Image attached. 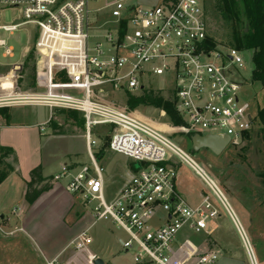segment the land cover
Returning <instances> with one entry per match:
<instances>
[{"label": "built area", "instance_id": "obj_1", "mask_svg": "<svg viewBox=\"0 0 264 264\" xmlns=\"http://www.w3.org/2000/svg\"><path fill=\"white\" fill-rule=\"evenodd\" d=\"M91 3L101 6L92 8ZM5 9H17L21 21L2 24ZM28 25L39 65L34 90L16 92L15 85H1L0 109L39 106L50 115L54 110L80 113L91 162V167L63 166L49 184L65 181L66 190L89 207L93 224L108 220L123 231L126 238L120 246L132 254V264H215L214 250L193 259L176 254L182 231L209 238L215 230L213 221L220 217L207 194L196 206L181 198L176 166L184 165L230 218L249 264H259L233 210L204 169L164 132L99 98L105 87L134 93L148 88L151 76L166 75L173 83L169 93L177 112L192 134L225 136L235 145L253 130L250 105L240 98L241 84L233 79V68L244 65L242 53L209 43L202 0H158L154 6L138 5L136 0H0L3 58L13 56L3 36ZM50 120L39 129L43 131ZM103 126L109 137L104 151L137 166L113 197L92 150L96 145L92 129ZM87 232L71 244L89 245ZM45 264L61 263L54 258Z\"/></svg>", "mask_w": 264, "mask_h": 264}, {"label": "rangeland", "instance_id": "obj_2", "mask_svg": "<svg viewBox=\"0 0 264 264\" xmlns=\"http://www.w3.org/2000/svg\"><path fill=\"white\" fill-rule=\"evenodd\" d=\"M213 1L202 0L207 16L208 33L216 42L224 43L227 33L225 23L214 15L211 7ZM99 6L101 5L91 3L92 8H98ZM20 21V13L17 9H5L1 13V22L4 25H11ZM3 38L7 39V46L13 49V56L3 58L1 55L3 51L0 49V86L10 87L15 85L16 92L33 91L34 83L29 76L31 66L35 64V67L38 68L39 65L36 50L32 46V27L29 25L24 26L8 37L4 35ZM30 53L33 54V59L29 61L28 67H24ZM242 56L244 65L241 68H233V79L241 84L240 98L248 102L250 111L254 115L259 108L264 106V90L259 83L251 81L250 53L242 54ZM169 79L166 75L151 76L146 90H151L154 94H160L166 100L170 96L169 91L173 88V83ZM102 90L100 99L114 104L139 120L164 132L204 169L206 174L216 183L233 210L256 254L257 248H260L256 246L259 243L257 234L260 233L261 235L264 232V225H258L259 222L264 224V189L259 177H257L258 172L264 168V146L256 129L249 141L242 139L238 144H229L219 155H215L205 148L191 152L189 129L186 124H175L164 110L150 105H138L133 110H129L126 106L128 98L126 92H117L108 87ZM129 94L139 97L142 93L136 91L134 93L129 92ZM170 101L174 102V99ZM7 113L9 119L0 116V124L4 122L6 125H12L19 122V120L27 122L33 119H43L45 121L50 117L49 129L47 128L46 132L53 134L54 137L46 141L49 136H42L40 145H38L33 131L22 129L5 131L11 136L13 145L11 150L16 159L13 155L12 158L7 159V162L13 167V171L9 172L6 179L0 184V217L3 216L5 219H0V264H45L43 255L40 253L34 239L20 231L18 215H20L21 208L24 205L22 196L24 182L15 165L18 163V167L24 170L30 160L42 155V160L48 162L44 173L46 176L56 168H60L61 163H67L71 160L78 163L79 166L91 167L85 148L84 129L82 126L75 124L72 119H69L66 112L54 110L50 115L49 110L44 107H15L8 109ZM104 135H108L105 126L92 129L91 137L96 142L92 150L96 162L104 170L106 189L110 197H113L130 179L132 174L130 163H132V160L108 150H105L103 155L97 158L95 151L97 147H100ZM0 168L3 169V166H0ZM176 169L178 173L177 189L181 198L189 206H196L201 202L203 195L207 194L211 197L220 215L219 218L213 221V225L217 228V235L214 240L205 237L203 234L182 231L179 234L178 241L183 243L186 240V243L181 244L179 247L176 253L177 257L193 259L196 256L208 253L212 249H216L218 253H246L230 218L220 203L211 196L201 180L184 165L176 166ZM58 184L64 187L65 181H60ZM72 199L76 206L78 205L84 209L79 198L72 195ZM242 209L247 214L249 212V216H251L252 224L249 227ZM85 210L86 213L90 214L89 207H86ZM78 211H80V208ZM60 223V218L54 217V221L47 218L39 220L34 218L33 215L29 216L27 222L31 232L34 233L33 238H36L40 245L50 241L53 236L54 245L61 243L67 233L65 227ZM88 234L92 238L91 244L87 245L89 251L99 257L104 264L132 263V254L124 253L120 244L116 242L117 238L125 239V233L116 229L110 221L95 223ZM263 240L264 235H261V241ZM261 245L264 244L261 243ZM88 258L87 253L77 252L62 253L58 260L61 264H90Z\"/></svg>", "mask_w": 264, "mask_h": 264}, {"label": "trees", "instance_id": "obj_3", "mask_svg": "<svg viewBox=\"0 0 264 264\" xmlns=\"http://www.w3.org/2000/svg\"><path fill=\"white\" fill-rule=\"evenodd\" d=\"M212 10L214 15L225 23L227 31L224 43L222 45L238 50L242 54L250 53L251 81L259 83L264 90V0H214L212 2ZM215 39L211 37L209 43L213 45ZM33 59V54H29L24 67H28V63ZM35 64L31 66L30 79L34 83ZM139 97H134L127 93L126 106L129 110H133L138 105H150L160 108L173 120L175 124H185L183 118L177 114L175 101L171 102L173 95L169 93V98L164 99L160 94H154L151 90L142 89ZM8 109H0V116L4 119H9ZM67 117L72 119L75 124L80 125L84 129V120L80 113L75 111H64ZM254 129L244 134L243 139L249 141L256 129L257 134L264 146V106L259 108L253 115ZM51 121V120H50ZM49 121V122H50ZM191 132L188 133L190 137ZM102 146L97 153V158L104 153V148L107 146L109 137L104 135L102 138ZM192 152V150L190 149ZM13 155L10 148L0 146V184L6 179L9 172L13 171V167L7 159ZM5 168V169H4ZM137 170L135 163H130V171ZM262 188L264 189V168L258 172ZM51 184L46 178L42 177L41 167L33 168L28 174L25 192L23 195L27 205L33 204L39 196L48 191Z\"/></svg>", "mask_w": 264, "mask_h": 264}, {"label": "crops", "instance_id": "obj_4", "mask_svg": "<svg viewBox=\"0 0 264 264\" xmlns=\"http://www.w3.org/2000/svg\"><path fill=\"white\" fill-rule=\"evenodd\" d=\"M45 121L43 119H39V120L33 119L32 121H27V122L19 120V122L12 124V125H6L3 122L2 124H0L1 126L0 146H3L5 148H10V149L13 147L10 134L8 135L7 133H5L6 130H10V129L12 130L22 129V130L33 131L34 132L33 134L36 138V142L38 143V145H40V139L42 136H49L46 139V141H48L49 138L54 137L53 134L51 135L50 133L46 132V129L47 128L49 129V123L46 125L43 131H41L38 127V125H40L41 123H44ZM13 156H14V159H16L15 154H13ZM13 156H10V158H12ZM16 164H17L15 165L16 170L24 182V185L22 188V196L24 195V192H25L26 182L28 181V174L33 168L40 166L42 177L46 178L47 181H49L51 177L55 175L57 172H59L63 166L66 165L72 168L79 166L78 163L72 160L67 163L63 162L60 164V168H56L55 170H53L51 174H48L46 176V174L44 173H45V167L48 164V162L42 160V155L38 156L34 160L33 159L30 160L29 163L26 164V167L24 168V170L18 167V163ZM79 208H80V211H78ZM20 212H21L20 215H18V218L20 221L19 222L20 231L28 235L31 239H34V241L38 245L40 253H42L43 255L44 263L54 258H59L62 255V253H77V252L87 253L89 257L88 263L90 264H98V262L102 261L99 257H97L95 254H92L89 251L87 245L83 247H76L71 244L72 240L77 235H79L81 232L85 230H88L89 232V230L95 224H93L92 222L91 214L86 213L85 208L82 209L80 206L78 205L76 206L74 204L72 195L66 190L65 186L63 187L62 185L58 183L51 184V188L48 191L42 193L33 204L27 205L24 201V205L21 208ZM242 212L244 214V217L248 221V227L251 226L252 221L250 219L251 216H249L250 215L249 212L247 214L244 209H242ZM32 215L34 216V218H38L39 220L47 218L49 220L52 219V221H54V217L60 218V221H61L60 224L65 227V231L67 235L64 236V239L61 240V243H57L54 245V236H53L51 240L48 241L49 243L47 242L45 244L40 245L38 240L36 238H33L34 233L33 231L31 232V228L27 224L29 216H32ZM0 219L5 220L3 216H1ZM258 225H264V224L259 222ZM213 226L215 228L214 233L212 234L211 237H209L212 240H214V238H216L215 236L217 235L216 233L217 228L215 227V225ZM257 235H258L257 239L259 243H257L256 246L260 248H257V253L255 255L258 260V263L264 264V245H261V243L264 244V240L261 241V235L263 236L264 232L261 233V235L260 233H258ZM121 240L122 238H117L116 240L117 244H120ZM91 242H92V238H91ZM184 243H186V240L180 244H184ZM212 250L216 251V249H212ZM217 254H218V260L216 261L215 264H249L246 253H217Z\"/></svg>", "mask_w": 264, "mask_h": 264}, {"label": "water", "instance_id": "obj_5", "mask_svg": "<svg viewBox=\"0 0 264 264\" xmlns=\"http://www.w3.org/2000/svg\"><path fill=\"white\" fill-rule=\"evenodd\" d=\"M158 0H136L138 5L154 6ZM102 75V73H99ZM191 150L193 152L205 148L215 155H219L229 145V138L220 135L194 133L189 137ZM137 167V166H136ZM98 264H103L102 261Z\"/></svg>", "mask_w": 264, "mask_h": 264}]
</instances>
